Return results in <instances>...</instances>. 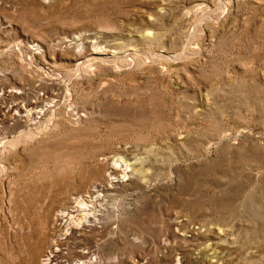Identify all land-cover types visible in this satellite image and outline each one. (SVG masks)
Instances as JSON below:
<instances>
[{"label":"rangeland","instance_id":"1","mask_svg":"<svg viewBox=\"0 0 264 264\" xmlns=\"http://www.w3.org/2000/svg\"><path fill=\"white\" fill-rule=\"evenodd\" d=\"M79 197L52 264H264V0H0V264Z\"/></svg>","mask_w":264,"mask_h":264},{"label":"bare ground","instance_id":"2","mask_svg":"<svg viewBox=\"0 0 264 264\" xmlns=\"http://www.w3.org/2000/svg\"><path fill=\"white\" fill-rule=\"evenodd\" d=\"M109 183H110V178H109ZM94 198L95 197H93V199ZM91 200L92 199H89L86 197L85 198L79 197L77 200L75 199L76 202H74L75 203L73 204L74 206L66 207L59 211L58 216H57V222L59 224V227L63 229V233H59L56 236L55 240L52 242V246L50 247L52 250L49 252L46 264H52V259L54 258V256H57V254L61 252V248L59 246L61 243L63 244L65 243L63 241H65L66 237H68L66 235L69 234L70 231L72 232L74 229L76 230V228H81V225L83 224H82V221H80L79 217L84 216V212L86 211L88 212L86 215H88L90 212L92 213L96 212V209L94 208V203ZM87 202L91 203V205L87 204ZM96 220L94 219L95 223H96ZM86 222H90V221L86 220Z\"/></svg>","mask_w":264,"mask_h":264}]
</instances>
